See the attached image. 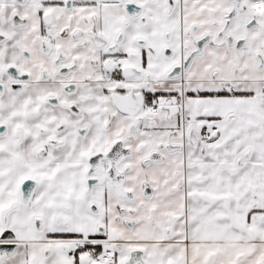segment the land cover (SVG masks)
Returning <instances> with one entry per match:
<instances>
[{
  "label": "snow or ice",
  "instance_id": "obj_1",
  "mask_svg": "<svg viewBox=\"0 0 264 264\" xmlns=\"http://www.w3.org/2000/svg\"><path fill=\"white\" fill-rule=\"evenodd\" d=\"M0 264H264V0H0Z\"/></svg>",
  "mask_w": 264,
  "mask_h": 264
}]
</instances>
